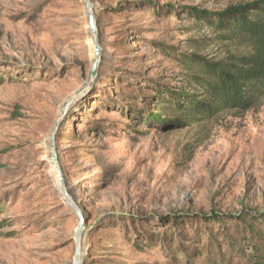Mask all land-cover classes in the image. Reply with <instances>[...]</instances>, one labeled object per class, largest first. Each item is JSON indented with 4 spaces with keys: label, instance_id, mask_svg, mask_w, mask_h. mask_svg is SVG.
I'll return each instance as SVG.
<instances>
[{
    "label": "rangeland",
    "instance_id": "obj_1",
    "mask_svg": "<svg viewBox=\"0 0 264 264\" xmlns=\"http://www.w3.org/2000/svg\"><path fill=\"white\" fill-rule=\"evenodd\" d=\"M90 1L99 59L86 0H0V264H252L264 95L191 126L152 113L198 89L191 55L251 52L194 9L254 0Z\"/></svg>",
    "mask_w": 264,
    "mask_h": 264
},
{
    "label": "trees",
    "instance_id": "obj_2",
    "mask_svg": "<svg viewBox=\"0 0 264 264\" xmlns=\"http://www.w3.org/2000/svg\"><path fill=\"white\" fill-rule=\"evenodd\" d=\"M194 13L222 32L223 40H236L251 52L220 62L191 55L183 65L191 84L198 89L194 92L156 90L157 97H164L157 103H162L164 113L170 116L157 110L153 116L156 120L165 117L166 123L175 127L196 125L226 109L247 110L264 95V0L231 7L217 14L215 20L208 13L200 14L196 9ZM173 111L177 116H172ZM254 232L252 236H256ZM252 258L255 259L252 264H264V252L253 254Z\"/></svg>",
    "mask_w": 264,
    "mask_h": 264
},
{
    "label": "water",
    "instance_id": "obj_3",
    "mask_svg": "<svg viewBox=\"0 0 264 264\" xmlns=\"http://www.w3.org/2000/svg\"><path fill=\"white\" fill-rule=\"evenodd\" d=\"M86 2H87L88 10H89V13H90V26H91L92 32L96 33V35L95 36L93 35V36H94V43H95L96 58L99 59V56H100V53H101V48H100L99 43H98L97 22H96V19H95V15H94V11H93V5H92L91 1L90 0H86ZM97 71H98V60L94 63V66H93L92 80L96 77ZM65 194H66V197H67L68 201L72 200L70 195H69V193L66 192ZM72 206L75 207V204L73 203ZM79 214L81 215V212H79ZM83 224H84V221L82 219L81 225L83 226ZM79 256H80V254L78 253L77 257H79ZM76 264H81V261L79 260L78 262H76Z\"/></svg>",
    "mask_w": 264,
    "mask_h": 264
},
{
    "label": "bare ground",
    "instance_id": "obj_4",
    "mask_svg": "<svg viewBox=\"0 0 264 264\" xmlns=\"http://www.w3.org/2000/svg\"><path fill=\"white\" fill-rule=\"evenodd\" d=\"M93 35L95 36V35H96V33H95V32H93ZM69 201H70V203H71V204H73V203H74L72 200H69ZM79 232H80V230L78 231V233H79ZM80 259H81V256L77 257V258H76V262H78Z\"/></svg>",
    "mask_w": 264,
    "mask_h": 264
}]
</instances>
